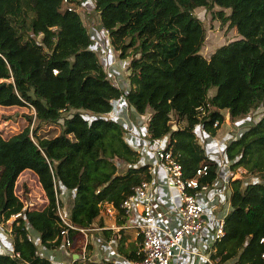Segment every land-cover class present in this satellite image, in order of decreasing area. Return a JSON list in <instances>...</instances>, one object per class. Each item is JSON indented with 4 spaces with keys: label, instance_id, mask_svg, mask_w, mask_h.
Segmentation results:
<instances>
[{
    "label": "trees",
    "instance_id": "1",
    "mask_svg": "<svg viewBox=\"0 0 264 264\" xmlns=\"http://www.w3.org/2000/svg\"><path fill=\"white\" fill-rule=\"evenodd\" d=\"M63 1L0 0V103L23 99L34 108V117L26 115V125L0 149L36 176L46 199L39 207L18 205L20 215L9 224L10 251L18 256L0 253V264H51L26 235L34 230L49 250L62 246L56 205L62 208L64 190L73 194L64 211L70 237L96 226L107 238H121L122 229H103L100 213L110 205L122 225L120 202L151 174L137 136L127 141L123 119L108 117L120 99L135 116L130 127L140 138L149 135L150 147L162 139L183 178L205 166L197 182L210 187L225 166L231 173L243 170L242 178L228 181L223 234L209 256L215 264H264V0H89L111 49L128 60L123 90L109 80L116 71L105 70L95 53L79 1ZM213 6L237 36L204 57V27L192 11ZM261 107L255 122L228 134L222 149L227 165L205 154L196 128L214 138L225 117L234 122ZM80 246L62 247L78 253ZM91 250L87 243L85 259L73 264H110L89 260ZM116 250L130 261L141 257L120 240Z\"/></svg>",
    "mask_w": 264,
    "mask_h": 264
},
{
    "label": "rangeland",
    "instance_id": "2",
    "mask_svg": "<svg viewBox=\"0 0 264 264\" xmlns=\"http://www.w3.org/2000/svg\"><path fill=\"white\" fill-rule=\"evenodd\" d=\"M78 1H79V6H77V9L79 11V14L81 16L83 23L89 30H91V36H92L93 43H94L93 47L95 49V53L100 63L103 65L105 70H108V71L115 70L116 71L117 76L113 75L112 77H109V80L111 83L119 86L120 89L123 90V88H126V85H127L125 67H126L128 60L119 59L117 57V53H115L111 49L108 41L106 40L103 34H102L103 36L100 35V36L94 37V33L92 32L93 31L99 32L96 13L93 10L92 5L90 4L89 0H78ZM217 10H219V8L217 6H213L210 9L195 8L192 11L193 15L200 19L204 27L205 37H204L203 45L200 49V54L204 57H208V55L217 46L237 36L234 28H228L226 22L220 21V19L217 17V14H216ZM222 12H223V15H226L228 13V11L225 9H223ZM213 93H214V88H209L206 92L207 95H212ZM258 109L262 111L261 108H258ZM130 111H131L130 108L126 107L124 101L120 99L116 102V105L114 106V111L111 114H109L108 117L112 118V115L115 116L120 112L122 113L126 112V116L125 114H120L123 121L127 123V124L124 123L126 130L130 128V130H127V134L125 135V138L127 141L134 142L133 139L130 138V136L135 135V136H138V137H135L136 142H139L140 137L139 135H137L139 134L138 130L130 127V124L131 126L135 127V121H136L135 116ZM256 114H253L252 116H255ZM26 115L34 116V108L28 101H25L22 99L19 103L14 104V105H5V104L0 103V144L3 140H5V138L9 134L20 131L23 128V126L26 125V122H27ZM136 118H137V122H139V119H142L140 117H136ZM234 122L235 123L231 122L227 117H225L224 123L221 126L216 137L209 138L208 141L206 140L208 136H204L198 130V128H196L197 135H198V141L204 147L205 154L210 158L216 159L219 162V164H223L224 166L225 164L227 165V163H225L222 159V149L224 145L229 141V138L232 137V135H228V134L234 131L236 133V131L239 128H241L242 126L246 124L245 119H238V120H235ZM55 132L56 131L51 132V134ZM224 135H226V137L223 139V137L221 136H224ZM235 135L236 134H234V136ZM239 170L241 169H236L234 174L229 172L228 175L230 174L231 177L234 176L236 178H242L243 176L240 173L237 174ZM221 178H224L223 174L220 175L219 179ZM252 179H253L252 177L244 178V180L246 181L252 180ZM170 190L174 192V189H170ZM208 191H210L211 194L216 193L218 195L217 202L216 203H213V201L207 202L204 199L199 200V202L203 205L205 213L210 217L213 211H217L218 209L223 208L224 202L226 200H225V191H224L223 186L220 185L216 187V184H215L211 188H209ZM211 197H213V195ZM207 198H209V194ZM42 201L45 202L46 199L43 195V192L39 184L37 183L36 176L27 169H24V170L21 169L11 154L9 155L2 154V150L0 149V216H1V219H3L4 217H9V215H14L15 213H18L15 211H17V207L19 204L22 207H31V206L39 207L44 203ZM9 213H13V214H9ZM100 218L103 223V229H110L112 225L116 226L115 225L116 223L115 224L113 223V219L115 218L116 220V213H114L113 215H110L108 213L101 212ZM0 222H5V221H0ZM207 223L208 222L205 221L204 229H207L208 227ZM208 224L210 225V223ZM96 228L98 227L95 226L92 229L85 231L84 237L79 233L75 234L74 242H77L78 239L80 238H82V240L84 241L86 239V242L91 244L92 249L94 247V249L98 250L99 254L102 255L101 254L102 249L107 240L105 239L104 235L100 232L102 228L100 230ZM128 238L130 239L129 243L130 244L133 243V245L135 246L137 242L136 241L133 242V240L131 239V236ZM1 245L3 247H6L8 246V243L6 245L5 239H3ZM108 246L112 247V245H108ZM113 246L115 247V245ZM6 250L9 251L10 249H6ZM1 252H3V249L0 250V253ZM91 252H90V256H91ZM89 260H90V257H89ZM109 261H112V259H110Z\"/></svg>",
    "mask_w": 264,
    "mask_h": 264
},
{
    "label": "built area",
    "instance_id": "3",
    "mask_svg": "<svg viewBox=\"0 0 264 264\" xmlns=\"http://www.w3.org/2000/svg\"><path fill=\"white\" fill-rule=\"evenodd\" d=\"M65 2L64 0L63 3ZM101 31L106 34V31ZM117 118L122 119V117ZM127 130H130V128ZM137 147L142 156L149 157L147 154L151 153L154 160L162 165V185L167 189H174L176 199L170 201L169 197L166 207L155 206L152 185H160V183H152L151 179L148 182L142 181L132 187V192L118 206L120 213L126 218L125 222L122 226H111L110 229L115 231L120 228L135 229V235L140 238L138 252L141 257L130 261V264H172V259L179 255L181 251H185L183 248L184 240L195 238L204 226V207L199 202L196 191L208 188L207 184L198 185L197 182L198 176L205 174L206 167L202 166L196 169L192 178H183L180 164L169 151L164 149L162 139L156 140V143L150 147L149 135L145 134L144 137L139 138ZM220 165L222 166V164ZM213 203H216V201H213ZM102 212L110 215L116 213L110 205H107ZM56 213L63 225L59 231V235L62 237V246L71 248L72 240L69 236V229H73V227L70 225L63 208L56 205ZM19 215L20 213H15L12 218L14 219ZM134 215V222L131 223L129 218ZM223 218L224 216H220L216 219L212 231L208 234L213 243L223 234ZM96 229L100 230V228ZM87 230L78 229L77 231L84 235ZM26 238L29 241L33 240L31 234H27ZM259 242H264V236L260 238ZM86 244L85 239L82 242L81 252L77 256L80 261L85 259ZM187 253H192V251L189 250ZM5 254L10 257L18 256L17 253H11V251ZM260 257L264 261V253ZM201 258L202 264H215L216 259L210 258L209 255H203Z\"/></svg>",
    "mask_w": 264,
    "mask_h": 264
},
{
    "label": "crops",
    "instance_id": "4",
    "mask_svg": "<svg viewBox=\"0 0 264 264\" xmlns=\"http://www.w3.org/2000/svg\"><path fill=\"white\" fill-rule=\"evenodd\" d=\"M98 29H99V32H96V33L99 36L100 35L103 36L101 28L98 27ZM261 109L263 110L262 107H261ZM261 113H262V111L257 109L256 111H253L250 114H248L245 118H243L246 120V124L244 126H242L241 128H239V130H244L247 125L255 122L260 117ZM253 114H256V115L252 116ZM112 116H114V115H112ZM116 116L119 118L121 117L120 114L115 115V117ZM125 116H126V114H125ZM251 116H252V118H251ZM233 123H235V122H233ZM221 137H223V139H224L226 137V135L221 136ZM130 138L134 139L132 136H130ZM206 140L208 141L209 137H207ZM147 156H149V157L143 156V162L144 163L146 162L150 166L149 171L151 174V182L152 183H154V182L160 183V185H157V184L152 185V190H153L152 192H153V196H154L153 198L155 199L154 200L155 206L161 205L163 207H166V205H167L166 202L169 199V197H170V201H174L176 199V192L175 191L173 192L170 189H167L162 185V176H163L162 175V165L154 160V157L151 153L147 154ZM235 171L232 172V174H234ZM229 172H230L229 169L228 168L226 169V166H225L224 171L222 173L224 178L219 179L220 175H221L220 174L219 177L212 183V185L210 187H208L205 190L196 191V195H197L199 200L204 199L207 202H212V201L217 202L218 195L216 193L211 194L210 191H208V190H209V188H211L215 184H216V187L221 185L224 187L225 200L226 201L224 202L223 208L218 209L217 211H213L211 213L210 217L204 211L205 221L210 223V225L207 223V225H208L207 229H204V226H203L202 230L196 235L195 238H193V239L187 238L184 240L183 248L185 249V251H181L179 253V255L174 257L172 259V264H202L201 256L209 255L211 253L213 242L211 239H209L208 234L212 231L213 225L216 223V219L220 216L223 217L227 213V211L229 210V204L227 201V196L229 195L228 181L231 177L230 174L228 175ZM241 172L243 173L242 169L239 170V172L237 174H239V173L242 174ZM234 178H236V177H234V176L231 177V179H234ZM208 194H209V198H207ZM72 195H73L72 192L68 191V190H64L60 194V202H61L62 208L69 209V207L71 205V201H72ZM210 195L211 196L213 195V197H211ZM42 202H44V201H42ZM134 218H135V215L133 217L129 218L131 223L134 222ZM0 219H1V216H0ZM12 219H13L12 215H9V217H7L6 219L3 218L0 220V221H5V222H0V235H1L0 242L2 243L3 239H5L6 245L8 243V246H6V247H3L0 243V250L3 249V252H1V253L10 252V250L7 251L6 249H10L11 239L9 236V224L12 221ZM113 223L114 224L116 223L115 225L118 226L115 218L113 219ZM204 224H205V222H204ZM122 225H120V226H122ZM112 226H114V225H112ZM120 229L123 230L120 239H118L119 234H116V236L114 234H110V237H108V238L106 237L105 234H103L107 241L105 242L104 247L102 249V253H101L102 255H100L99 251L94 249V247H93V249L91 250L92 251L91 256H89L90 260L93 259L92 261H95V262L103 260V261L109 262L110 264H130V260H128L127 258H125V256H123L117 252L116 243H117V240H118V242L120 240L121 246L124 248V250L130 251V250L134 249L135 253L137 254V253H139L138 252V249H139L138 238L135 235V229L134 228H120ZM110 230L112 232H115L114 229L113 230L110 229ZM127 231H129V232H127ZM78 233L81 234L80 232H78ZM78 233L75 232L71 237V240H72V247L71 248L75 247V244H81V246H82V243H80L83 241L82 238L78 239V242H74V235L78 234ZM31 235L36 239V253L39 256L48 259L51 264H73L74 260H78L77 256L81 252V246H80V250L78 253H72L71 250H67V249L63 248L62 246L58 249L49 250V249L43 248L39 244L37 232H35L34 230H31ZM81 235L84 237L83 234H81ZM130 236H131V239L133 240V242H135V241L137 242L135 244V246L133 245V243H131V244L129 243L130 239L128 237H130ZM108 245H112V247H110ZM113 245H115V247ZM90 246H91V244H90ZM189 250H191L192 253H187V251H189ZM110 259H112L113 262L109 261ZM226 264H230V263H226Z\"/></svg>",
    "mask_w": 264,
    "mask_h": 264
},
{
    "label": "water",
    "instance_id": "5",
    "mask_svg": "<svg viewBox=\"0 0 264 264\" xmlns=\"http://www.w3.org/2000/svg\"><path fill=\"white\" fill-rule=\"evenodd\" d=\"M14 118V117H13ZM75 256V255H74Z\"/></svg>",
    "mask_w": 264,
    "mask_h": 264
}]
</instances>
